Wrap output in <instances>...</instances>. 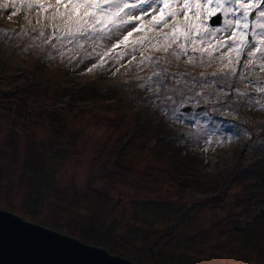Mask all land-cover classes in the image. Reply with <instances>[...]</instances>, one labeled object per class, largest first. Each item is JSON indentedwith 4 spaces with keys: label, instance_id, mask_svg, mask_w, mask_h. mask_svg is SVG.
Segmentation results:
<instances>
[{
    "label": "trees",
    "instance_id": "16d2710c",
    "mask_svg": "<svg viewBox=\"0 0 264 264\" xmlns=\"http://www.w3.org/2000/svg\"><path fill=\"white\" fill-rule=\"evenodd\" d=\"M1 13V207L17 212L27 220L55 228L77 238H84L91 244L100 245L102 244L100 240L84 237V234L80 232L83 221L78 228H73L72 224L67 225L50 220L43 216L46 207L43 209L42 206L47 200L56 202L61 200L58 207L62 209L61 213L65 212L68 215L78 212L84 206L83 209L88 212L87 219L93 221L96 219L95 217L101 216V225H103L107 214L115 215L116 213H112L110 210L112 198L95 189V183L107 189L108 184L111 183L114 185L132 183L133 179L129 175H125L122 164L117 161L119 157L128 158L125 155L133 148L134 150L140 149V155L143 156H146L148 149H152L155 153L158 152L162 160L166 159L164 161L172 163L170 166L177 176L176 185L172 184V187H169L168 194H160L150 187L142 188V185H137L134 195L140 196L142 200L136 204L135 208L131 205L128 207L133 208L132 214L136 216L134 219H138L144 226L133 227L131 236L144 237V233L148 232L150 228V222L155 220L154 217L157 216V213H161L155 209H159V207L166 209L168 206L163 207V203L166 204V199L171 201L170 198L177 193L183 195L182 192H185V189H192L194 192L202 194V198L192 197L191 209L187 214L190 218L191 216L196 217L198 213L202 215V206H204L202 202L205 205L213 202L217 206L221 203L218 208L220 210L228 194L230 195L232 192L230 181H226L221 190H216L213 188V185L216 184V179L212 176L214 173H202L201 169L200 172L197 168L188 171L191 166H194L193 160H188L183 153L180 154L181 150L176 149L175 146L184 148L185 144L192 142L195 133L182 130L180 123L175 122L173 125L171 112H174L175 109L178 111L175 108L179 106L178 104H172L173 109L167 108L168 105L172 107L171 97L180 96L184 100L183 103H193L196 100L205 102L208 98L209 104H212L213 101L212 105L206 106L210 108V114L215 116L218 114L231 115L230 111L238 107L246 114L244 127L248 137L247 142L243 148H234L235 163L232 167L237 176L234 185L245 187V189H242L244 192L240 194V198H235L232 203L236 214H231L227 220L219 218V221H215V226L199 225V222H193L190 228L181 231L183 236L180 238L184 243L174 246L178 250L167 247L169 242L159 241L162 245L160 253L164 254L166 251L168 252L167 258L170 256L163 264H182L185 259L182 252L186 251L187 254L190 251L202 252L206 247L213 248L214 254L221 252L226 259L242 260V256H247L251 263L253 260H264V232L259 229L257 231V223L261 220L257 219L264 218V117L257 115V111L263 106L260 104V96L255 100L249 97V92H243L244 99L248 98V100L235 102L234 105L225 99L215 102L211 98L214 94L209 93H206V96L202 93L197 99L191 94V91L196 88L200 89L198 83L202 82V79L196 78V83H191L188 81V77L191 76L185 73L180 74L179 80L174 81L176 79L175 71L180 72L184 68L171 60H167L162 73H159L163 90L156 95L149 94V90L146 89L144 82L141 83V80L136 82L132 71H128L123 76L119 85H107L101 78H97L82 85L74 81V84L64 86L61 75H67L68 70L65 67L55 68L59 67L56 62L61 53L57 50L49 52L44 44L37 42L36 40L40 39V34L34 30L18 34L16 37L12 36L11 32L3 27L4 16ZM171 40L172 38L169 36V41ZM34 45L39 51H35ZM144 47L134 48L128 52H131L130 55H139ZM61 57H65V55ZM179 59L181 58L179 57ZM117 61L113 60L114 66L109 70L107 68L100 69L95 77L102 75L105 80L111 75L112 69L119 65ZM150 61L151 58L145 63ZM205 61L208 62L205 64ZM215 62V60L212 62L201 60L198 64L206 67V65ZM68 66L70 67V76H73L72 79H77L73 62L68 63ZM261 69H264L261 65L254 66L250 73L261 72ZM165 87H170V89L167 90ZM158 98L161 103H158ZM175 102H177V98H175ZM199 114L200 112L197 116ZM81 120H85L87 123L98 121L101 131L87 129L86 125L78 126V121ZM67 138L73 139L72 145L67 141ZM83 140L92 143V154L96 158L94 165L100 164L99 167L93 166L91 173L98 175L99 178L102 177L101 180H90L94 177L87 176L92 184L88 183L86 188L93 191L88 194H83L77 190L81 188L80 186H75V183L72 184L70 181L67 183L59 176L60 171L66 165V160L78 153L77 145L81 144ZM178 163H181L180 166ZM101 190L104 191V189ZM106 190L104 192H107ZM16 191L24 199V205L19 210L15 209L11 202H8L12 193ZM207 194L214 195L206 199L205 195ZM152 195L161 200L156 202L157 208L145 207L147 201L152 202V197H150ZM174 200L171 202L177 205L175 203L178 202L177 199ZM116 203H118L117 199L114 201V204ZM217 212L222 214L221 211ZM164 220L167 221L168 218ZM93 228H95L94 225L90 229ZM179 228L180 226L175 228L174 233L178 232ZM157 231L158 229L154 228L151 232L155 234ZM151 232L149 233L151 234ZM190 232L192 233L189 234ZM186 239L188 242H185ZM104 246L108 247L109 245L105 243ZM196 246L197 248H194ZM114 250L123 255L121 249L113 247L111 251ZM252 251H256L254 256L250 254ZM240 253L246 254L237 255ZM160 264L162 263L160 262Z\"/></svg>",
    "mask_w": 264,
    "mask_h": 264
},
{
    "label": "rangeland",
    "instance_id": "374dc122",
    "mask_svg": "<svg viewBox=\"0 0 264 264\" xmlns=\"http://www.w3.org/2000/svg\"><path fill=\"white\" fill-rule=\"evenodd\" d=\"M204 1L205 0H187L189 4L188 8H193L194 10L193 12L188 13V10L183 9L182 7L184 0H168L169 8L174 11L179 10V14L175 19L166 16L167 9H165L164 12L160 11V8H162L163 5H156L154 9H148L147 12H144L139 8L125 9L124 11L130 12L131 16H125L123 12H121L120 15L123 16L125 20H131V23L120 25L115 29L111 28V25H108L109 30L107 31H89L84 35L76 34L72 36H66L62 32H57L55 35L53 34V28L63 29L65 24L68 23L67 19L64 18L63 8H60V12L54 15V13H56L57 7H59L56 3V0H12V3H15L18 6V13H20L21 16H23L25 11H30L29 16L31 20L29 22L36 24L35 28L37 29V33H40V39H37L36 41L43 43L49 52L57 50V52L61 53L57 59L58 61L56 62L59 67L55 68L62 69L65 67L68 70L67 75H61V79L64 80V82L62 81V85L64 86L67 84H74V81L78 82L77 84L82 85L89 83L92 79L97 78H101L103 83L107 85H119L121 83L120 81L123 80V70L117 71V67L113 70V74L110 78H105L107 80L106 82L103 79L104 76L96 75L95 77V75H92V73L99 67L106 65L111 58V60L119 58L117 61L119 65L125 63H128L129 67L136 65L137 60H132V55H130L131 52L126 50H130L132 46L137 47L138 41L149 37L154 43L152 45V48H154L153 50L160 49L163 51L161 57H153L154 68L150 73L144 75V77H146L145 79H149L150 77L154 76L153 79L155 82L152 81L147 84V87L150 88V91L153 88V83L156 86L161 84V79L158 80L156 76L159 75V72L162 68L161 58L168 56L170 54L169 51H172L177 56L176 61L182 63H193L200 60H209L212 62L213 60H216L215 64H218L213 65V67L210 68L206 67L207 69H205L204 72H200L203 74L202 76H200V74L194 75L193 73L189 72L188 76L191 77H188V81L195 83L196 78H201L202 82L198 83V85L203 87V92L205 93L203 95L206 96V93L214 94L211 97L212 100L221 102V100L225 99L228 100L227 102H230L232 105H234L235 102H240V99L246 102L248 98L244 99L242 90H249L248 92L250 98H254L256 100V98L259 96L261 97L260 104L263 106L257 111V115L264 117V92L260 91V89L264 88V81H259L262 75L257 73L253 74V76L256 77L258 81L252 80L251 77H247L242 84L243 88L241 90L238 89V87L231 89L230 83L228 84L227 82L232 74L231 82H236V80H239L240 82L241 76L245 72H249V70L244 67L245 62L247 61L246 54H241L238 58L239 63H237V53L235 50L230 52L227 46H219L224 44L225 41H227L228 45H231V31L235 28V26H233V29H226L224 31L215 33L212 32L214 27L225 28V20L235 21L238 19L243 13V8L240 7V4L235 3L234 0H232V2H230V0H220V3L223 4V8L217 7V0H214V4L212 6H208L209 8L204 6ZM125 2L128 4H133L138 3V0H125ZM257 2L258 0H242L243 4H256ZM197 4L200 5L199 8H197ZM40 5H44L45 7H40ZM144 8L146 9L147 6L145 5ZM228 8H232L233 11L225 13L224 10ZM209 10L222 14L221 25H216L213 27L209 24V16H205L206 12L208 13ZM260 10H264V4L262 3L259 4L258 8L253 7L249 10V27L247 29L248 35L246 38L253 44L264 38V28L256 27L255 23H253V21L257 19V14ZM185 12L187 15H185ZM153 16L155 19H153ZM161 16H166V19L168 20V23L165 26H161L156 23V21L159 20ZM135 17H139V19H135ZM260 22L264 23V18H260ZM176 24H178L180 27L192 25L194 30L184 28L187 38H185V36H178L175 39L169 41V38H165L164 34H171L173 31V26ZM10 25L13 27L14 24L10 23ZM96 27L99 29L100 25H97ZM129 32L132 33L131 36H128ZM254 33H259L260 35H254ZM157 34L159 36H157ZM125 36H128V39L121 43ZM11 40L13 41V38H11ZM126 43H129L130 45L132 44V46L128 48L125 46ZM114 45L115 47H113ZM34 47L36 48H34L36 52L39 51L35 45ZM197 48H200V50ZM247 51L248 49H245V53ZM64 55L65 57H61ZM129 55L130 57H127ZM178 56H180L181 59H179ZM259 56H261L260 53L255 55L256 58ZM189 57L191 58V62H189ZM248 59L250 58L248 57ZM71 61L73 62V66L76 69L75 75L77 76V79L74 80L72 79L73 76H70V67L68 66V63H71ZM247 64H249V61H247ZM262 64H264V59L260 58L259 63L256 65ZM138 66L139 65H137L136 68ZM136 68H133V70L136 71ZM89 69L91 70L89 71ZM175 73L176 79L174 81H177L179 80V76L182 73L176 71ZM135 78L138 81L142 77L135 75ZM236 84L239 85L238 82H236ZM161 87L157 89L159 91L163 90ZM165 89L169 90L170 87H165ZM153 91H155V89L152 90V92ZM199 91L202 92L201 89ZM198 93L199 92H197V88L191 91V94L197 99ZM175 98H177V102H175ZM171 99V105L175 103L179 105L175 107L178 111L175 109L174 112H171L173 125L175 122H177L181 124V127H187L193 131H196V133L193 135L192 142L188 143L187 145L185 144L184 148L175 146L176 149L181 150L180 154L183 153V155L188 160H193L194 166H191V169L188 171L195 170L197 168L198 171L201 169L202 173H214L212 176L216 179V184L213 185V188L216 190H221L224 186V183L228 180L230 181L232 192L230 195L228 194L220 210H218V208L221 203H219L217 206V204L214 205L213 202H209L207 205L202 202V204H204V206H202L203 211H201L202 215L198 213L196 217L191 216L190 218V216H187V214H189L188 210L191 209L190 203L192 201V197L195 196L202 198V194L198 193L197 191L194 192L192 189H185L186 193L182 192L183 195L177 193L176 195L173 194L172 198H170L172 199L171 201H175L174 199L176 198V201L178 202L175 203L177 205H174L173 202L166 199V204L163 203L164 208L168 206L166 209H160V207L159 209H155L159 210L161 213H157V216L154 217L155 220L150 222V228L148 229V232L144 233V237L142 236L141 238H137L135 235L131 236L130 233L133 227L136 228V226H144V224L138 221V219H134L136 216L132 214L133 208L128 207L131 205L135 208L136 204L142 200L140 199V196L136 197L134 195L137 185H142V188L150 187L153 190H157V192L160 194H168L170 191L169 187H172V184L173 186L176 185L177 176V174L174 173V169L170 166L172 163L164 161L166 159L162 160L158 152L155 153L152 149H148L146 157L140 155V149L134 150L132 148V150L127 155H125L128 158L119 157L117 161L118 163L122 164L125 175H129L130 178L133 179L132 183L129 185H114L111 183L108 184V189L103 188V186L99 185L98 183H95V189L104 193L107 197L112 198L113 202L110 206V210L112 213H116L115 215L107 214V216L104 218L103 225H101V216L95 217L96 219L93 221L87 219L88 212L83 209L85 208L84 206L82 209L80 208L78 212H73L70 215L66 214L65 212L61 213L62 209L58 207V205L61 204V200L58 202L54 200L45 201L42 206L43 209L46 207L43 212V216L63 224H72L73 228H78L81 221H83V227L82 229L80 228V232L84 234V237H93L100 240V242H102L100 246L103 247H105L104 244L107 243L109 246L105 248L110 252H112L111 250H113V247H116L123 251V255L121 254L123 257L131 259L137 264H160V262L163 264V262L170 258V256L167 258L168 252L166 251L164 254L160 253L159 250L162 247L160 242H169L167 247L173 250H178L175 249L174 246L184 243V241H182L180 238L183 236L181 231H183L185 228H190L193 222H199V225L205 224L215 226V221H219V218L222 220H227L231 214H236L234 205L232 203L235 198H240V194L244 192L242 189L244 190L245 187L241 188L236 187L237 185H234L237 176L235 175V170H233L232 167L235 163L234 148H243L247 142V135L244 128V119L246 115L238 107L237 109L230 111L232 116L226 114L215 116L210 114V108L204 107L207 105H212L205 103L206 101L200 103H183L184 100L181 99L180 96L171 97ZM167 108L173 109L174 107L173 105L172 107L168 105ZM214 111L218 112L217 110ZM199 112L200 114L195 118L194 114ZM172 116L175 118V120ZM82 125H86L87 129L90 130L97 129L98 131H101L98 121H93L90 123H87L85 120L78 121V126ZM184 130H186V128H184ZM67 141L71 145L74 142L72 138H67ZM77 146L79 150L78 153L73 154L71 159L66 160V165L64 169L60 171L59 176L61 180H64L67 183L70 181L72 184L75 183V186H80L81 188L77 190H80L83 194L93 193V191L86 187L88 186V183H91L90 180L102 179L101 176L99 178L98 175L91 173L92 167H99L100 164L97 166L94 165L96 158L94 157L95 155L92 154L91 146L93 145L91 142H86L83 140V142ZM87 164L89 165L88 167ZM180 164L181 163H178V166H180ZM181 170L186 171L183 169ZM87 176H92L94 178L89 180ZM190 180L194 181L193 179ZM101 189H104V191L107 189V192H104ZM213 195L214 194H207L205 196L207 199ZM150 197H152V202L149 203L147 201L145 207L151 206L153 208H157L156 202L161 200L157 196L152 195ZM116 199L118 200V203L114 204ZM8 202H11V205H13V207L17 210L22 209V206L24 205V199L17 191L12 193L11 198L8 199ZM0 208L7 209L1 206ZM7 210L18 214L13 210ZM217 211H221L222 214ZM216 214H219L220 216ZM165 218H168V220L165 221ZM257 220H260L257 223V231L259 229V231L261 230L264 232V218L261 217ZM92 225H94L95 228L90 229ZM179 226L180 228L178 232L174 233L175 228ZM151 228L158 229V231L153 234L151 232ZM149 232H151V234ZM191 233L192 232L189 234ZM79 239L87 242L84 238ZM155 239H157L156 242ZM185 242H188V239H186ZM194 248H197V246ZM212 249L213 248L211 247H206L202 252L194 253L196 251H190L188 254L186 251L182 252L185 255V259L182 264H264V260L260 259L253 260L251 263V261L247 259V256H242V260L234 258L226 259V257L223 256L221 252L214 254ZM112 253L119 254L116 250H114ZM244 254L246 253H240L237 255L241 256ZM250 254L254 256L256 251H252ZM159 260L162 261L159 262Z\"/></svg>",
    "mask_w": 264,
    "mask_h": 264
},
{
    "label": "snow or ice",
    "instance_id": "6c2138e0",
    "mask_svg": "<svg viewBox=\"0 0 264 264\" xmlns=\"http://www.w3.org/2000/svg\"><path fill=\"white\" fill-rule=\"evenodd\" d=\"M208 4L212 3V0H207ZM232 2V0H230ZM235 3L240 4V7L243 8L242 15L233 20H225V28L214 27L212 32H221L226 29H233L231 31V45H228L227 41L224 44L219 45L220 47L227 46L229 51L235 50L237 53L236 62L239 63V56L241 54H246L247 57L251 58L255 56L257 53L261 54V59H264V38L260 39L257 43L253 44L246 37L248 35L247 29L249 27L248 24V16L250 8L259 7L261 2L264 0H258L256 4H243L242 0H234ZM56 3L59 7L56 9V13L60 12V8L64 10V18L67 19L68 23L65 24L63 29L53 28V34L55 35L57 32H62L66 36H72L76 34L84 35L89 31H107L108 25H111V28H118L120 25H126L131 23V20H125L123 16L120 15L121 12L124 13L125 16H131L130 12H125V9H141L144 12H147L148 9H154L156 5H163L160 8L161 12H164L167 9L166 16L175 19L179 14V10H172L169 8L168 0H138V3L128 4L125 0H56ZM147 6L145 9L144 6ZM197 8L200 7L199 4L196 5ZM40 7H45L44 5H40ZM183 9H187L189 4L187 0H184L182 5ZM217 7L223 8V4L220 3V0H217ZM225 13L232 12V8H228L224 10ZM185 15L187 13L185 12ZM207 15L212 17L216 15L215 12L209 10ZM166 16H161L159 20L156 21L158 25L165 26L168 23ZM260 18H264V10H260L257 14V19L253 21L256 27L264 28V23L260 22ZM135 19H139V17H135ZM153 19L155 17L153 16ZM119 21V23H118ZM243 21V23H242ZM100 25L98 29L96 26ZM184 27L194 30L192 25H185ZM132 33L129 32L128 36H131ZM169 35L172 39H175L178 36H185L186 34L180 30V26L178 24L173 26V31L171 34L165 33V38H168ZM254 35H260L259 33H254ZM128 36L124 37V40L121 41L123 43L128 39ZM115 47V45L113 46ZM245 49L248 51L245 53ZM189 62H191V58L189 57ZM244 67H247V61L244 64ZM264 68V64L261 65ZM91 69H89L90 71ZM260 91L264 92V88L260 89Z\"/></svg>",
    "mask_w": 264,
    "mask_h": 264
},
{
    "label": "water",
    "instance_id": "95a60500",
    "mask_svg": "<svg viewBox=\"0 0 264 264\" xmlns=\"http://www.w3.org/2000/svg\"><path fill=\"white\" fill-rule=\"evenodd\" d=\"M221 22L218 14L213 24ZM0 264H137L103 246L85 242L0 208Z\"/></svg>",
    "mask_w": 264,
    "mask_h": 264
}]
</instances>
